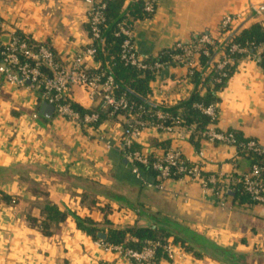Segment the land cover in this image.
<instances>
[{"label": "crops", "instance_id": "1", "mask_svg": "<svg viewBox=\"0 0 264 264\" xmlns=\"http://www.w3.org/2000/svg\"><path fill=\"white\" fill-rule=\"evenodd\" d=\"M134 1L125 0L124 8ZM91 2L0 0V19L36 44H48L58 60L68 64L90 44ZM156 2L154 15L133 26L138 51L148 57L201 34L218 38L227 16L238 17L234 31L264 26V0ZM84 62L88 70L98 67L91 59ZM195 89L188 68L174 66L151 84L149 102L160 110L172 108L188 100ZM218 97L216 130L239 133L264 149V72L259 63L244 58ZM70 99L85 109L96 105L81 87L71 90ZM43 103L38 92L0 78V192L16 201L7 204L0 199V264H150L104 250L102 240L79 230L72 216L51 225V235H44L29 218L42 222L47 204L90 218L103 228L107 221L117 229L163 227L171 233L188 232L230 249L245 264H264L263 205L217 201L187 179L169 181L164 192L149 189L132 174L121 152L124 116L102 124L100 135L90 138L55 114L50 120L39 116ZM173 139L152 129L143 133L137 148L150 155L162 149L157 144L168 143L190 163H197V152L203 150L205 170L216 175L250 170L251 161L238 155L236 148L201 141L197 150L189 137L176 143ZM174 250L172 260L162 256L156 264H223L207 256L195 258L181 247Z\"/></svg>", "mask_w": 264, "mask_h": 264}, {"label": "built area", "instance_id": "2", "mask_svg": "<svg viewBox=\"0 0 264 264\" xmlns=\"http://www.w3.org/2000/svg\"><path fill=\"white\" fill-rule=\"evenodd\" d=\"M156 3V0H145V12L148 15H154ZM105 7L102 0H92L88 13L90 44L68 64L58 62L47 46L41 45L35 48L27 40L21 39L16 31L8 29L0 19V78L17 88L38 92L44 103L54 107L55 115L73 123L90 138L100 135L101 125L95 127L99 116L91 114L82 117L70 104L65 103L64 97L71 100L70 92L74 87L83 88L95 104L100 102L103 107L110 108V116L132 110V105L124 96H115L117 87L112 76H106L105 72L98 75L89 73L84 64L85 59H91L98 65L96 69L100 67L96 57L98 50L104 46L102 29L105 27L103 15ZM237 20L238 17H225L222 20L221 33L218 38L201 34L189 43H178L172 48L175 53L170 56V62H155L153 65H149L148 62L154 57L144 56L138 51L134 41V27L123 22L119 24L117 34V36L123 37L120 57L128 66L139 70H150L157 75L174 66H185L189 70V78L194 72L203 70V67L200 66L199 56H210L208 47H215L214 50L218 52L214 64L210 67L217 72H224L225 68L232 64L229 56L235 53L245 55V58L253 57L260 63L264 44L256 49V52L261 50L259 55L256 53L251 55L247 48L230 43L229 37L234 31L233 25ZM196 108L212 121L208 129L201 135V140L230 146L237 150L234 134L216 130L218 104H211L207 107L197 105ZM155 117L157 120L153 123L129 114L128 117H125L126 123L120 139L123 157L130 165L132 174L145 187L164 192L169 181L187 179L199 184L203 194L218 196L223 201L224 194L233 191L230 186L241 185L245 193L252 197L257 205L264 206V165L251 164L250 170L244 174L216 175L205 170L207 160L203 150L197 152V163L186 161L181 150L173 145H169L167 149H159L150 155L135 150V146L145 131L156 130L163 135L173 137V143H176L185 141L194 130L193 126L185 127L181 118H172L164 111H156ZM238 146L244 151L264 154V150L254 141L241 142ZM151 157L155 159L154 162L150 161ZM140 166H151L157 174L155 180L149 181ZM99 245L108 252L116 253L137 263L156 264L158 249H162L170 260L176 255L174 252L176 246L170 244L163 246L158 242H147L140 251L106 244L103 241H100Z\"/></svg>", "mask_w": 264, "mask_h": 264}, {"label": "trees", "instance_id": "3", "mask_svg": "<svg viewBox=\"0 0 264 264\" xmlns=\"http://www.w3.org/2000/svg\"><path fill=\"white\" fill-rule=\"evenodd\" d=\"M102 2L106 5L103 11L105 27L102 29L104 46L98 50L96 57V60L100 63V67L98 69L89 70V73L98 75L105 72L106 76H112L117 87L115 89V96H124L132 105V110L130 112H122L115 116H110V108L103 107L100 102L91 109H85L79 104L64 97L65 103L70 104L82 117L85 115L97 114L99 119L95 127H99L109 121H116L118 116L123 115L124 117H128L129 114L139 117L142 120L155 123L157 120L155 112L160 111V108L152 105L149 102V97L152 93L151 84L162 72L157 75L150 70H139L135 67L126 65L120 57L123 37L117 36L119 24L126 22L133 27L137 22L152 17L145 12V0H135L133 4L126 9L124 8L125 0H102ZM88 32L89 36H91L89 25ZM17 35L21 39L27 40L29 44L35 48L41 45L50 48L48 44H36L30 38L24 37L21 33L17 32ZM229 40L231 44L247 48L249 53L253 55L256 53V49L264 44V26L261 24H254L248 28L235 30L229 37ZM207 49L210 52V56H199L200 66L203 67V70L201 72H194L190 77L191 82L196 88L191 97L172 108L161 109V111L169 114L172 118H181L185 127H194L193 132L189 136V140L197 150H199V143L202 141L201 135L208 129L212 121L197 109L196 106L202 105L207 107L211 104H218L220 101L218 94L226 88L238 64L245 58V55L236 53L231 54L229 57L232 60V64L227 66L224 72L221 73L210 68L214 64L218 52L214 50L215 47H208ZM50 50L53 52L51 48ZM174 53L175 51L173 49L163 51L151 59L148 64L153 65L155 62H170V56ZM53 54L56 57L54 52ZM261 55L262 60L259 65L264 72V51ZM56 60L59 62L57 57ZM170 66L172 67L171 64ZM223 74L225 76H222ZM218 80H220V82H217ZM231 133L234 134L237 142L238 155L247 157L252 165H264V154L242 150L238 144L248 141L244 140L239 133ZM156 147L167 149L169 144H157ZM135 150H139L137 146H135ZM150 161L154 162L155 159L151 157ZM140 168L144 176H146L148 180L150 179L149 181H151V179L155 180L157 174L152 170L151 166H140ZM230 189L233 191L224 194L223 199L232 200L241 205H257L253 198L245 193L243 186H230ZM215 198L217 201L221 200L218 196H215ZM0 199L7 204H14L16 202L2 192H0ZM42 213L44 215V220L42 222L38 223L32 218H29V221L34 226L39 225L41 231L46 236L51 235V225H59L65 222L68 216H72L79 230L96 240H100V234L105 235L106 239L103 242L106 244L123 246L124 248L140 251L147 242H158L163 246L170 244L181 247L187 253H191L195 258L207 256L223 264H245V259L235 254L230 249L222 248L205 238L188 232L181 234L175 230V233H171V231L163 227H127L117 229L111 227L107 221L105 224L106 227L103 228L99 227L90 218L81 219L73 214L62 213L56 206L50 204L44 206ZM162 256L166 257L163 250L158 249L156 263Z\"/></svg>", "mask_w": 264, "mask_h": 264}, {"label": "water", "instance_id": "4", "mask_svg": "<svg viewBox=\"0 0 264 264\" xmlns=\"http://www.w3.org/2000/svg\"><path fill=\"white\" fill-rule=\"evenodd\" d=\"M55 114V109L53 106L43 103L38 111V115L45 118V119H52V117ZM100 240L104 241L106 239L105 235L100 234L99 235Z\"/></svg>", "mask_w": 264, "mask_h": 264}]
</instances>
